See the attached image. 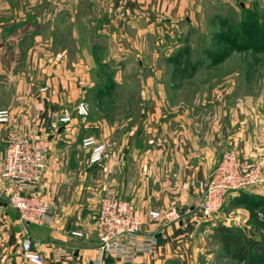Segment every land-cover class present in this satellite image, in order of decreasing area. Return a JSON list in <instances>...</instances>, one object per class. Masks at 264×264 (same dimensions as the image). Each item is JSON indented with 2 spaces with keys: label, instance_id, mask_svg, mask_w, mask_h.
<instances>
[{
  "label": "crops",
  "instance_id": "1",
  "mask_svg": "<svg viewBox=\"0 0 264 264\" xmlns=\"http://www.w3.org/2000/svg\"><path fill=\"white\" fill-rule=\"evenodd\" d=\"M201 1L0 0V110L9 111L12 119L11 126L0 123V264H26L20 255L23 235L48 264H94L95 220L106 196L133 203L140 212L141 238L152 236L155 244L151 254L105 264H213L230 259L216 228L243 232L241 225L250 215L235 218L229 208L201 220L194 205L196 186L230 146L239 157L264 165V131L255 120L245 119L246 110L226 106L227 89L195 92L188 102L179 78L167 75L165 66L181 64L170 55L179 47L172 42L173 30L198 19ZM73 21L79 22L77 29L66 33L65 44L55 46L54 28H68ZM79 27L88 32L82 34ZM106 65L115 72L114 85L141 86L138 110L122 122L98 115L88 123L75 115L70 124L51 130L53 111L84 98L95 84L91 71ZM98 87L106 89L100 83ZM112 94L103 92L102 99ZM87 130L107 147L99 165H88V153L81 147ZM15 135L50 141L45 175L27 191L43 199L50 222H20L2 195L8 184L5 145ZM260 199L264 184L231 192L224 202L248 200L260 207ZM168 207L181 213L179 222L165 225L148 215ZM231 215L235 217L228 219Z\"/></svg>",
  "mask_w": 264,
  "mask_h": 264
},
{
  "label": "rangeland",
  "instance_id": "2",
  "mask_svg": "<svg viewBox=\"0 0 264 264\" xmlns=\"http://www.w3.org/2000/svg\"><path fill=\"white\" fill-rule=\"evenodd\" d=\"M196 12L197 20L183 21L173 30L172 42L179 47L170 55L181 61V64L165 66L167 75L179 78V87L187 101L195 92L204 94L209 88L214 92L220 91L221 88H224V91L227 89L226 106L230 110H246L249 115H245V119L255 120L256 127L264 131V0H214L211 3L203 0ZM78 24V21H73L68 28H65L66 25L63 28L61 24L55 27V46L65 44L69 39L66 33L77 29ZM79 29L83 31L82 34L88 32L87 28ZM82 41L84 42V39ZM75 54L77 53H73V56ZM99 54L101 58L105 55L104 52ZM91 72L95 84L81 99L89 108V115L84 121L93 123L98 115L105 116L107 122H122L131 118L140 106L137 97L141 86L132 82L114 85L115 72L107 65L96 67ZM124 72L119 74L120 77L124 76ZM209 79L212 81L208 84ZM196 80L197 85L194 84ZM98 83L106 89L102 91ZM103 92L113 94L107 95V99H102ZM82 136V139L88 136L97 138L96 133L91 130L85 131ZM232 147L229 149L235 150ZM247 201L238 200L230 204L228 200L221 208L224 212L229 208L233 210L232 214L236 217L227 216L228 219H233V216L246 218L256 211V217L241 225L246 234L248 229L255 225L256 218L264 225V199L257 201L260 207ZM262 233L260 229L259 234ZM259 234L253 236L259 239ZM213 264H264V253H258L247 261L230 258L215 261Z\"/></svg>",
  "mask_w": 264,
  "mask_h": 264
},
{
  "label": "built area",
  "instance_id": "3",
  "mask_svg": "<svg viewBox=\"0 0 264 264\" xmlns=\"http://www.w3.org/2000/svg\"><path fill=\"white\" fill-rule=\"evenodd\" d=\"M75 115L84 121L89 115L88 104L79 100L73 107H62L51 114V130L70 124ZM12 125L9 111L0 110V123ZM81 147L88 153V165L102 163L107 147L94 136L82 139ZM50 141L28 135H15L5 145L3 172L8 184L3 197L18 213L22 223L44 224L50 222L43 199L29 193L28 188L38 182L47 169ZM264 184V165L239 157L233 149H227L216 169L197 183L195 208L200 219L206 220L219 213L225 197ZM153 219H161L165 225L177 223L181 213L175 207L164 211H150ZM140 212L133 203L116 196L103 197L95 220L98 257L94 264L111 260L131 262L153 253L152 236L141 238ZM78 236L79 233H73ZM20 255L26 264H48L36 250L35 243L27 235L20 241Z\"/></svg>",
  "mask_w": 264,
  "mask_h": 264
},
{
  "label": "trees",
  "instance_id": "4",
  "mask_svg": "<svg viewBox=\"0 0 264 264\" xmlns=\"http://www.w3.org/2000/svg\"><path fill=\"white\" fill-rule=\"evenodd\" d=\"M262 40L264 41V38ZM253 213L255 215L251 214L250 219L256 217V211ZM260 229L263 231L262 234H259ZM227 230L225 227L219 226L216 228V234L219 242L227 247L228 255L233 260L247 261L248 258L252 259L258 253H264V225L257 218L252 229H248V234L240 230L239 233ZM256 234L260 235L259 239L253 236Z\"/></svg>",
  "mask_w": 264,
  "mask_h": 264
}]
</instances>
